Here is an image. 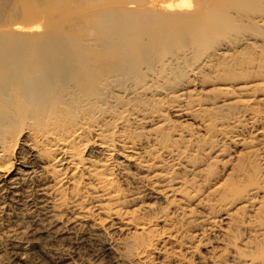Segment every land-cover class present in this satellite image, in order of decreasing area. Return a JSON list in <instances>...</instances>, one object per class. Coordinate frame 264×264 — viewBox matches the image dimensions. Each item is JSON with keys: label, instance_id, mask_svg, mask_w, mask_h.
<instances>
[{"label": "rangeland", "instance_id": "obj_1", "mask_svg": "<svg viewBox=\"0 0 264 264\" xmlns=\"http://www.w3.org/2000/svg\"><path fill=\"white\" fill-rule=\"evenodd\" d=\"M221 6H225L223 9L234 26L232 31L216 35L210 29L207 43L187 55L181 53L188 45L184 41L167 48V51L175 52L172 68L153 82L150 76L151 88L134 95V103L128 105L129 110L123 112L119 120L112 121L120 116L118 112L114 115L116 117L105 115L107 126L98 127L103 119L92 122L90 127H97L91 129L80 144L81 150L87 144L82 156L89 158L90 151L95 148L92 138L97 129L108 134L105 139H110L115 148L110 167L115 188L129 199L131 194L140 190L141 181L153 173L136 168L125 160L127 152L119 138L120 135H130L128 137L135 142L141 141L143 149L161 166L159 170H165L168 176L172 174L169 177L176 182H189L183 193V205L181 203L177 208V204L170 205L162 198L121 204L129 216L154 220L150 230L156 226L153 233L143 237L138 236L135 229L123 233L105 230L116 243H120L116 248L123 257L119 252L121 258L117 260L100 251L106 238L104 231L88 225L86 228L76 226L72 213L61 211L57 223L34 239L36 244L28 251L31 263L10 262L3 250L0 264H42L39 261L42 259L41 247L51 251L57 249L61 254L86 264H180L165 257L169 244L164 247L156 241L160 236L172 237L173 234L178 246L181 243V257L186 264L250 262V250L264 244V233L259 229L260 225L264 227V137L260 136L264 134V0H255L254 7H238L223 0H0V45L26 46L32 43L21 39L20 32L12 27L16 23L26 29L38 26L42 31L58 22L64 33L77 35L79 39L88 37L97 43L95 40L106 32L103 23L134 26L149 20H153L154 28L164 24L169 31L166 37L169 42H174L177 30L183 25L179 20L186 13L200 12L203 15L192 19L191 23L184 22L186 28H191L189 25L203 22L202 18L218 16ZM26 7L34 9L36 16L28 20L23 18ZM155 56L147 53L142 62H152ZM118 93L126 97L132 95ZM133 112L146 118L142 121L132 119ZM152 137L157 138L156 145ZM174 153L184 155L183 159L187 156V161L180 159L176 160L179 165L172 164ZM140 176L144 178L139 180ZM83 181L79 186L81 198L85 199L83 205L94 211V183ZM240 194L244 202L237 198ZM199 201L209 207L208 212L214 210L213 223L195 222L194 218L193 223L189 221L187 212L205 211L199 207L201 204H197ZM161 214L165 215L166 224L162 218L155 219ZM0 226H4L2 222ZM0 240L6 243L3 230L0 231ZM83 240L85 246L79 245ZM145 242L152 245L145 248L141 245ZM249 262L247 264H251Z\"/></svg>", "mask_w": 264, "mask_h": 264}, {"label": "bare ground", "instance_id": "obj_2", "mask_svg": "<svg viewBox=\"0 0 264 264\" xmlns=\"http://www.w3.org/2000/svg\"><path fill=\"white\" fill-rule=\"evenodd\" d=\"M223 2L238 7L255 6V0ZM224 7L218 9V16L202 18L203 22L189 25L191 28H186L184 24L203 15L200 12L186 13L179 20L183 25L177 30L174 42H169L166 37L169 35L167 27L159 24L162 27L154 28L153 20L136 23L134 26L129 23L115 26H111L112 22L103 23L106 27L103 31L106 32L95 40L97 43L88 37L79 39L77 35L64 33L58 22L49 25L45 31H41L38 26H29L27 29L17 23L12 26L20 32L23 41L32 43L26 46L0 45V222L4 225L0 226V231H4L6 240V243L0 240V253L4 250L8 261L22 260L31 263L28 251L36 244L34 239L57 223L61 211L72 213L76 226L84 228L88 225L95 230L104 231L106 238L104 237L100 251L103 255L117 260L122 254L116 248V244L120 243H116L105 230L123 233L135 229L138 231L137 235L143 237L153 233V227L156 226L153 225L150 230L154 220H140L129 216L123 211L121 204L144 203L149 198H162L170 205L177 204V208H180L189 182H176L169 177L172 174L168 176L165 170H159L161 166L143 149L141 141L135 142L128 137L130 135H120L119 138L127 152L125 160L136 168L153 173L145 179L143 176L138 177L139 180L143 179V184L129 199L123 197L122 192L115 188L114 173L110 168L115 148L110 139H105L108 134L100 128L97 129L96 137L94 135L92 138L95 148L90 151L89 158L82 156L87 144L83 150L80 144L86 134L97 127L94 125L91 128L92 122L103 119L98 127L107 126L105 115L116 117L114 115L118 112L120 116L112 121L119 120L121 114L129 110L128 105L134 103V95L151 88L152 83H148L150 76L153 82L157 76L172 68L175 52L167 51V48L184 41L188 45L181 53L187 55L207 43L210 29L216 35H225L232 31L234 26ZM166 12L171 13L168 10ZM22 14L27 20L36 16L31 7H26ZM147 36L148 41H145ZM147 53L156 55L152 62H142ZM118 92L132 95L126 97ZM137 112L131 114L132 119L142 121L146 118ZM260 136L264 137V134ZM153 138V144L156 145L157 138ZM173 155L174 165H179L176 160L187 161V156L183 159L184 155ZM193 171L195 173V169L191 172ZM83 180L94 183V211H89L90 207L83 205L85 199L81 198L82 189L79 188ZM241 195L237 198L241 199ZM201 201L197 204L202 205L204 200ZM241 201L244 202L242 199ZM236 202L238 203L237 200ZM201 205L199 207L204 212L186 213L190 217L189 221L213 223L214 210L208 212L209 207ZM164 216L161 214L153 217L160 220ZM161 221L166 222L164 219ZM259 229L264 233V227L260 225ZM173 236L175 237L174 234ZM172 237L160 236L156 241L164 247L170 245L164 252L167 259L186 264L181 257V243L179 247ZM79 245L85 246L84 240ZM141 245L146 248L152 244L145 242ZM40 253L42 259L39 258V261L42 264H86L66 256L65 253L61 254L57 249L51 251L41 247ZM249 257L251 264H264V244L256 246L254 251L250 250ZM247 261L242 263L247 264Z\"/></svg>", "mask_w": 264, "mask_h": 264}]
</instances>
